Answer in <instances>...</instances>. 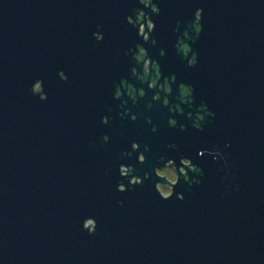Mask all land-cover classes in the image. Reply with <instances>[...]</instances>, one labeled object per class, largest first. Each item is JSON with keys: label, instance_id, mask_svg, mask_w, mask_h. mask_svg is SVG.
Listing matches in <instances>:
<instances>
[{"label": "water", "instance_id": "water-1", "mask_svg": "<svg viewBox=\"0 0 264 264\" xmlns=\"http://www.w3.org/2000/svg\"><path fill=\"white\" fill-rule=\"evenodd\" d=\"M154 2L159 15L144 9L156 25L145 43L126 20L143 8L138 0H0V264H264V0ZM197 8L198 37L188 28ZM186 28L195 67L175 48ZM137 44L206 102L215 115L202 130H172L159 108L151 123L141 114L102 123ZM38 79L43 101L29 91ZM173 136L202 168L200 184L180 179L164 200L151 171L117 191L120 164L139 177L146 170L122 144L148 138L149 165ZM87 217L93 234L82 228Z\"/></svg>", "mask_w": 264, "mask_h": 264}, {"label": "clouds", "instance_id": "clouds-1", "mask_svg": "<svg viewBox=\"0 0 264 264\" xmlns=\"http://www.w3.org/2000/svg\"><path fill=\"white\" fill-rule=\"evenodd\" d=\"M138 3L140 5H143V8H134L133 12L135 13V17L133 18L132 15H129L126 17L127 23L131 25L133 28L138 27V36L143 39L145 43H147L150 40L151 34L155 31V22L151 19V16L146 12L144 9H149L152 14L159 15L160 8L158 5L154 2V0H138ZM202 8H197L194 13V20L190 21L188 23V28L193 29L197 35L202 32L203 25L201 23L202 21ZM177 25L180 24V21L176 22ZM98 28L102 27L101 25L97 26ZM188 28L185 29L183 34L181 36H177V42L175 44V48L177 50L178 55H182V58L187 60L188 67H195L198 64V53L196 51H193L191 45L189 43H186V40H192L193 43L195 42L190 36ZM179 28L174 29V32H178ZM93 36L97 42L103 41V33L102 32H94ZM152 44L155 45L157 41L155 39L151 40ZM132 49H128L127 52H132ZM127 52L125 53L127 55ZM191 53V56L189 58V54ZM161 56L165 55V52L162 50L160 53ZM134 59L136 61L137 65L142 64V72L138 71L136 67H132L131 69V75L133 78L139 80L141 83H147V87L149 90L152 89H159V91L156 92V94L152 97L153 101H161L163 102L164 106H167L169 108V111L172 113H179L183 114L184 110L181 107V104L187 105L189 108H192L193 101H194V87L192 85H187L184 83L179 84V95H176L175 99L178 101V103L171 104L168 96L173 93L172 89V83L175 82L176 77L175 75H172L170 78L165 77L163 79V82L161 83V70L160 65L157 61L152 60L148 55V50L143 47L140 44L136 45V50L134 51ZM61 80L66 81L68 77L63 71H60L58 73ZM29 91L33 95H38L40 100H46L47 99V93L44 91L43 88V81L42 80H36ZM126 91L127 96L132 100V103L136 105L138 103V97L143 98L146 96V92L144 88H137L133 84L129 83L127 79H121L120 83L116 85L115 92H114V98L115 99H121L123 92ZM161 92L164 93V96H161ZM126 101H122L120 104L121 108H125ZM149 108L152 107V103L150 102L148 105ZM130 113V110L121 112L120 116L122 118L128 116ZM214 113L211 112L206 102L201 101V104L199 108L197 109L195 116L193 118V113L189 112L187 114V117L192 120L193 127L196 130H202L204 124L206 123L205 116L208 117H214ZM111 117L105 116L102 117V123L107 124ZM132 121H135L137 119L136 115H131ZM148 122L151 123V119L148 118ZM168 124L170 127H177L178 121L173 118L169 117ZM185 125L179 124V128L181 131L185 130ZM157 130L156 126H152V131L155 132ZM103 140L105 142H108L109 137L105 135L103 137ZM229 145H225V147H228ZM140 145L137 142H132L131 149L133 152H136L139 150ZM167 147L175 149V144H169ZM149 148L147 145L144 147V151H148ZM127 156H131V152L124 153ZM201 156L204 155V152L201 151L199 153ZM214 159L218 158L220 156V153L216 150L213 151ZM137 160L140 164H144L146 161V157L144 155V152H139L137 156ZM161 162H163V167L155 166L154 172L156 177L159 179L155 183L154 187L158 195L164 199L168 200L174 195V189L175 186L178 184L179 180L182 178L189 186H192L193 184H200L201 180H196L194 178H190L189 172L195 173L201 177H203L204 172L202 168L198 167L197 165L193 164L192 161L185 156L181 155L180 160V166L177 167L175 159H168L164 156H161L159 158ZM119 175L123 178L122 180L117 182V191L119 192H125L132 190L135 186H140L143 183L144 179H148L150 177L149 173H145L144 177L141 178L137 175H134V167L129 165L125 166L124 164L119 165ZM128 181V185H125L124 180ZM176 198L179 200H183L184 196L182 193H175ZM122 203V202H121ZM82 228L86 230L89 234H93L97 228V222L95 218L93 217H87L84 219L82 223Z\"/></svg>", "mask_w": 264, "mask_h": 264}, {"label": "flooded vegetation", "instance_id": "flooded-vegetation-1", "mask_svg": "<svg viewBox=\"0 0 264 264\" xmlns=\"http://www.w3.org/2000/svg\"><path fill=\"white\" fill-rule=\"evenodd\" d=\"M185 42L186 43H189L191 45L190 42H193V41L192 40H186ZM191 47H192V45H191ZM192 49H193V47H192ZM132 50H134V49H132ZM150 58L152 60H154V61H157L159 63V60L157 58H154V57H150ZM123 59L125 60L123 69L117 72V74L114 76V79H113V82H112V94H113V100L115 102L112 103V105L109 106V108H108V114L105 115V116L111 117L110 120H112L114 118V116H113V114H114L116 116V118H118L119 126H123L124 125V121H126L128 119L127 117H129V120L132 121V119H131V115L132 114L136 115L137 118H138V114L139 115L141 114L140 116L142 118H144L147 122H148V118H150L151 119V122H152L153 120L151 118V112L155 108H159V109H162V110H166L168 112V114H169V117H173V118H175L178 121V126L177 127H171L172 130L176 129L177 131H181L180 128H179V124L185 125L186 126L185 127V130H187V126L188 125L191 126V127H193V122H192L191 119H189L187 117V114L189 112H192L193 113V118H194L195 113H196L197 109L199 108V106L201 104V101H204V100H201V99L196 98V95L193 93L194 101H193L192 108H189L185 104H181V107L184 110L183 114L170 112L169 111V108L167 106H164L163 105L162 100L161 101H153L152 100V97L156 94L157 91H159V89L149 90L148 87H147V83L146 82L145 83H141L139 80H137V79H135V78L132 77V75H131V69H132V67H136L138 71L142 72V64H140V65H137L136 64V61L134 59V53L132 54V52H127V55L125 54V56L123 57ZM117 62L119 63V61H117ZM159 65H160V63H159ZM160 70H161V73H162V75H161V81H160L161 83L163 82V79L165 77H169L170 78L172 75H175L176 80H175V82L172 83L173 93L168 96V99H169V101H170L171 104L178 103V101H176L175 97H176V95H179L180 94V92H179V84H181V82H179L177 80V76H176V74L174 73V71L172 69H168L166 71H162L161 66H160ZM121 79H127L129 83L133 84L137 88H141V87L144 88V90L146 92V96L143 97V98H139L138 97L137 98L138 99V103L136 105H134L132 103V100L127 96L126 91L123 92L121 99H115L114 98L115 87H116V85H118L120 83ZM160 94H161L162 97L164 96V93L163 92H161ZM122 101H126L125 108H121L120 107V104L122 103ZM150 102L152 103V107L151 108L148 107V105H149ZM207 107H208V105H207ZM208 109H209V107H208ZM128 110H130L129 115L126 116V117H124V118H122L120 116V113L121 112L128 111ZM208 118H209L208 116H205L206 123H207V119ZM205 124H204V126H205ZM154 125L157 128V125L156 124H154ZM204 126H203V128H204ZM185 130H183L182 132H184ZM105 135H107L109 137V140L108 141H110V136L108 134H104L103 137ZM172 139H171V141H173V142H168L165 145L163 143L159 144L160 150L158 152H160V154L157 157H155L154 159H152V161H151V163L149 165H145V163L144 164H140L138 162V160H135L137 162V164H139V166H141L142 168H145L146 169L145 170V173H149L150 174L151 171L154 172V167L155 166L163 167V162H161L159 160V158L161 156H164V157H166L168 159H175L176 164H177V167L180 166V160H179V158H180L181 155H183V156H185V155L182 154V153H179L178 144L176 143V141H174V139H176V137L173 136ZM134 141L137 142L140 145L139 150L136 151V152H133L132 149H131V144ZM148 142H150V140L148 138L146 139L144 137L141 138V139H139V140H135V139L132 140V141H128L127 140L121 146V150H122V153H123L124 157H126L127 159H131L132 160V157L134 155L137 157L138 154H139V152H144V155H145V157L147 159V156L146 155L150 151V145H149ZM102 143H103V145H105L106 142L102 139ZM169 144H175L176 145V148L175 149H172V148L167 147V145H169ZM145 145L148 146V148H149L148 151H144ZM127 152H131V156H127V155L124 154V153H127ZM135 153H137V154H135ZM191 161H192L193 164L197 165L193 160H191ZM125 166H129V165H125ZM131 166H133L135 168L134 165L131 164ZM194 174L195 173L189 172L190 178H194V179L198 180L197 174H195V175ZM141 178H143V177H141ZM150 178H151V174H150V177L148 179H150ZM154 178L159 179L158 177H156V175H155Z\"/></svg>", "mask_w": 264, "mask_h": 264}]
</instances>
